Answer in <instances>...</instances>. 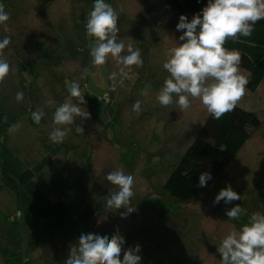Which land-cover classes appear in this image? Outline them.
Segmentation results:
<instances>
[{"label":"rangeland","instance_id":"obj_1","mask_svg":"<svg viewBox=\"0 0 264 264\" xmlns=\"http://www.w3.org/2000/svg\"><path fill=\"white\" fill-rule=\"evenodd\" d=\"M105 3L119 12L118 42L125 44L122 55H127L129 44L141 53L142 66L125 69L127 77L121 76L122 65L111 57L103 66L92 63L90 48L95 38L86 34L85 26L94 0H52L46 7L36 0H12L13 10L8 11L10 19L6 22L8 31L0 24V38L11 37L10 45L0 57L10 65L9 74L0 82V124L8 120L4 123L11 126L6 127V135L0 136V140L16 151L22 163L32 164L45 153V144L51 142L49 133L54 127L55 107L65 101L77 103L66 92L71 85L69 79L81 82L84 75L90 77L82 90L90 105H80L91 113V118L83 121L84 134L75 131V124L64 126L71 131L62 143L51 142L61 148L37 173L39 189L52 201L62 199L63 204L61 210L35 226V234L53 228L59 215H70L68 218L78 235L75 239L59 232L54 239H40L25 264H66L70 249L78 247L81 233L94 231L100 235L119 232L125 238L124 249L138 243L140 264H221L217 247L222 239L234 229L239 231L252 213L264 214V82L253 92L246 88L237 103L253 110L260 125L218 177L190 202L168 199L161 185L208 114L199 99L189 97L191 106L183 112L175 95L168 106L160 105L156 99L169 76L162 65L170 49L180 43V32L176 29L179 17L164 0H105ZM136 30L140 32L135 33ZM42 47L45 50L41 51ZM240 72L248 79L247 71L240 68ZM112 73H116L114 80L110 79ZM97 75L102 79L98 83ZM102 91L112 94L111 101L108 94V99H104L110 102L107 108L99 99ZM17 92L23 93L20 102L16 100ZM49 100L55 107L47 105ZM137 100L141 101L139 112L133 111ZM22 106L32 110L18 116ZM44 108L41 122L29 124L26 115ZM75 123L80 125L81 118ZM117 167L134 176L130 204L136 210L125 218L120 213L126 209L107 205L109 190L117 188L106 176ZM229 184L241 195V200L214 204L215 196ZM1 192L9 195L5 189ZM4 203L7 206L0 204V252L5 245L8 249L15 248L13 236L19 237L16 233L12 238L5 235V230L13 226L6 216L13 212V206L10 198ZM236 204L247 213L231 220L226 209ZM73 211L79 213V219L71 215ZM23 230L28 234V230ZM21 257L0 254V264H23Z\"/></svg>","mask_w":264,"mask_h":264},{"label":"clouds","instance_id":"obj_2","mask_svg":"<svg viewBox=\"0 0 264 264\" xmlns=\"http://www.w3.org/2000/svg\"><path fill=\"white\" fill-rule=\"evenodd\" d=\"M9 19L5 6L0 4V24L4 25L5 32L8 31L6 22ZM118 19L119 12L111 4L105 3V0H94L93 9L88 13L86 34L95 38L90 48L93 65L103 66L111 57L122 65L121 76L127 77L132 66H142L143 60L140 50H134L131 44L127 46V55H122L125 44L118 42ZM261 20H264V0H208L201 13L195 14L191 20L182 14L176 25L177 31L182 33L180 43L170 49L162 65L169 76L157 94L158 103L168 106L173 103L175 95L178 97L176 103L183 112L191 106L189 97L199 99L210 116L217 120L233 111L245 95L248 79L240 72V52L227 49L225 43L229 39L238 40L241 36L250 37ZM10 43V36L0 38V57ZM9 72V63L0 58V82ZM115 76L116 73H112L110 79L114 80ZM120 83H123V79ZM112 90H115V86ZM68 91L77 103L65 101L55 107L53 101H47L48 106L55 107L52 118L54 127L49 133V140L53 143H62L66 139L71 129L64 126L75 124V131L84 134L83 121L91 118V113L80 107L86 105L87 101L79 82H71ZM104 98L108 99L107 93ZM16 100H23L22 92H17ZM140 110L141 101L137 100L133 104V111ZM44 115L43 109H37L32 112V119L39 124ZM78 117L81 118L80 125L75 123ZM12 130L9 129L10 132ZM106 179L117 188L116 191L109 190L111 195L107 205L109 208L126 209L120 213L125 218L136 210L130 204L134 195V176L117 167L107 174ZM211 179L210 172L201 173L197 187H207ZM221 200L230 204L241 200V195L229 184L218 192L213 203L218 204ZM246 213L247 210L240 204L226 209V215L231 220H238ZM124 244L125 238L119 232L112 235L81 233L78 247L70 249L66 264H140L141 246L137 243L135 247L124 249ZM217 251L222 257L221 264H264V214L252 213L249 222L239 231L234 229L222 239Z\"/></svg>","mask_w":264,"mask_h":264},{"label":"trees","instance_id":"obj_3","mask_svg":"<svg viewBox=\"0 0 264 264\" xmlns=\"http://www.w3.org/2000/svg\"><path fill=\"white\" fill-rule=\"evenodd\" d=\"M36 1L42 7H46L52 2V0ZM164 1L170 9L177 13L178 17L183 14L186 15L189 20H191L195 14L201 13L203 7H205L208 2V0ZM11 2L12 0H0V4L5 6V11L7 13L9 10H13ZM17 7L18 6L15 4L16 10ZM137 29H141V27ZM136 32L138 33L140 31L136 30L135 33ZM181 34L182 33H180V35ZM136 35L140 37V34ZM225 47L229 50H238L240 52L242 62L239 68L248 73V84L246 88L249 91H255L258 85L264 82V20H261L255 25V30L250 37L241 36L235 41L229 39L226 41ZM43 49L44 47L41 48V51H43ZM36 74L33 78H35ZM97 76L99 77L96 80L98 83L102 79L99 75ZM88 78L90 77L84 75V80L79 82L81 90H84V88H86L85 85H88ZM65 81H67V78ZM70 81L73 82L69 79L68 82L70 84ZM60 88H62V85ZM66 92L69 93V91ZM106 93L111 101L112 94L110 92L102 91L99 95V99L103 102L105 108L110 104V102L107 103L104 101ZM87 104L90 105V103ZM31 110V107L28 109L22 106L18 111V116L27 114V112L30 113ZM43 110L45 111L46 109L44 108ZM52 110L53 108H51V111ZM26 116L29 124L33 126L37 124L32 119V115ZM108 117L110 116L108 115ZM110 119L112 118L110 117ZM6 121L8 120L4 122ZM4 122L0 124V136L2 138L4 134L6 135L5 131L8 126ZM259 125L260 119L253 110L238 105H236L233 111L223 115L218 120L213 119L208 113L197 135L194 137V140L179 156L177 163L164 179L161 190L166 197L180 203H186L201 195L218 177L225 164L233 158ZM10 126L11 125L8 127ZM102 128L104 129V126ZM4 143L5 140L4 142L0 140V189L8 191L13 206V212L6 215L7 217L9 216L8 220L12 221L13 226L11 225L9 229L5 230V235H7L8 238H12L13 233H16L19 237L16 238V236H13V243L15 248L18 249L20 247V249L10 253V251L15 248L8 249L6 248L7 245H5L3 247L5 250L1 251L0 254H19V256L24 257L23 264H25L28 261L26 259L29 258V253L32 248L39 243L40 239H54L59 232L75 238L78 232L75 231L74 223L68 218L70 215L62 217L59 215L54 222L53 228L49 231H41L35 234L34 230L35 226L41 220L47 219L54 215L55 212L61 210L63 204L62 199L59 201H52L39 189L40 182L37 177L39 169L48 162L61 147L58 145L56 148L51 142L45 144V153L34 163L28 164L22 163L16 151H14L13 148H9ZM203 172H210L212 179L207 182V187H197L199 176ZM60 194L63 193L61 192ZM65 199L66 196L64 200ZM78 214L77 211L71 213L74 218L79 219L80 216ZM23 229L28 230V234L25 235ZM94 232L96 233V231ZM10 233L12 234L10 235ZM121 256L123 257V254H121Z\"/></svg>","mask_w":264,"mask_h":264},{"label":"crops","instance_id":"obj_4","mask_svg":"<svg viewBox=\"0 0 264 264\" xmlns=\"http://www.w3.org/2000/svg\"><path fill=\"white\" fill-rule=\"evenodd\" d=\"M3 99L5 100L6 98H3ZM2 193L3 192H1V189H0V204H4V205L7 206V204H5L4 202H6L8 200V198H10V197H9V195L7 193H6L7 196H4ZM3 197L4 198L6 197L5 201H4Z\"/></svg>","mask_w":264,"mask_h":264}]
</instances>
